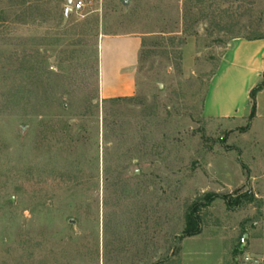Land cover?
<instances>
[{
  "label": "rangeland",
  "instance_id": "374dc122",
  "mask_svg": "<svg viewBox=\"0 0 264 264\" xmlns=\"http://www.w3.org/2000/svg\"><path fill=\"white\" fill-rule=\"evenodd\" d=\"M80 1L0 0V264H264V118L204 115L231 40L264 36V0ZM123 35L142 38L136 90L112 101L100 42Z\"/></svg>",
  "mask_w": 264,
  "mask_h": 264
},
{
  "label": "crops",
  "instance_id": "0c3cea01",
  "mask_svg": "<svg viewBox=\"0 0 264 264\" xmlns=\"http://www.w3.org/2000/svg\"><path fill=\"white\" fill-rule=\"evenodd\" d=\"M122 41L130 43L129 48H123L124 56L120 57L119 44ZM141 47L142 38L138 35L102 37L99 77L103 98L134 94ZM263 79L264 37L249 39L235 36L210 79L204 101V115L221 121L248 119L251 112L250 92ZM258 118H264V87L256 95V115L253 120ZM245 181L251 188L257 185L258 179L251 175L242 182ZM255 195L259 197L258 192ZM261 197L264 198V195L261 194Z\"/></svg>",
  "mask_w": 264,
  "mask_h": 264
},
{
  "label": "trees",
  "instance_id": "16d2710c",
  "mask_svg": "<svg viewBox=\"0 0 264 264\" xmlns=\"http://www.w3.org/2000/svg\"><path fill=\"white\" fill-rule=\"evenodd\" d=\"M263 37L264 36L262 35H258V36H251L247 38L254 39V38H263ZM263 87H264V79L256 87H254L250 92L251 112L248 117L249 125L245 129H242L243 131H247L248 127L250 126V122L253 120V118L256 115V95L259 91L263 89ZM123 99L124 97L113 98L111 100L117 101V100H123ZM207 196H211V195H207ZM222 197L226 200L227 206L229 208L230 207L236 208L244 204H251L257 201V197L250 189H248L247 191L243 193L236 194L234 196L223 195ZM208 204H209V201L204 202V203H195L191 207L190 211L186 214V225L183 230L184 237H191V236L199 235L202 232V218H201L200 212L202 208L209 206Z\"/></svg>",
  "mask_w": 264,
  "mask_h": 264
},
{
  "label": "water",
  "instance_id": "95a60500",
  "mask_svg": "<svg viewBox=\"0 0 264 264\" xmlns=\"http://www.w3.org/2000/svg\"><path fill=\"white\" fill-rule=\"evenodd\" d=\"M73 1L74 0H67V7H66V17H68L69 13L73 11ZM125 5H128L129 2L125 1L124 2ZM72 222H74V220H72Z\"/></svg>",
  "mask_w": 264,
  "mask_h": 264
},
{
  "label": "built area",
  "instance_id": "2783aa9c",
  "mask_svg": "<svg viewBox=\"0 0 264 264\" xmlns=\"http://www.w3.org/2000/svg\"><path fill=\"white\" fill-rule=\"evenodd\" d=\"M82 7H83V3H82V1H80V0L75 1L74 4H73V10H74V11H78V10H80Z\"/></svg>",
  "mask_w": 264,
  "mask_h": 264
}]
</instances>
